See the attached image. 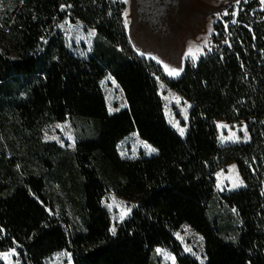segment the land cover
Wrapping results in <instances>:
<instances>
[{
    "label": "trees",
    "instance_id": "1",
    "mask_svg": "<svg viewBox=\"0 0 264 264\" xmlns=\"http://www.w3.org/2000/svg\"><path fill=\"white\" fill-rule=\"evenodd\" d=\"M230 5L212 26L195 62L166 83L191 103L187 132L168 123L155 74L158 65L135 52L123 0H22L0 27V256L15 249L21 264H45L55 252L73 264H155L156 248L177 264H199L183 253L175 232L189 225L204 240L205 264H264V7ZM65 7V8H63ZM70 14L107 45L93 55L70 53L56 25ZM110 74L127 106L109 113L100 82ZM83 120L74 148L43 142L55 121ZM243 123L248 139L220 145L217 122ZM136 132L156 153L123 159L117 144ZM17 145V146H16ZM18 147L51 167L82 216V230L50 214L45 179L17 160ZM234 164L243 186L220 194L217 172ZM135 202L111 231L102 205L107 191ZM234 209V241L209 218L215 199Z\"/></svg>",
    "mask_w": 264,
    "mask_h": 264
},
{
    "label": "rangeland",
    "instance_id": "2",
    "mask_svg": "<svg viewBox=\"0 0 264 264\" xmlns=\"http://www.w3.org/2000/svg\"><path fill=\"white\" fill-rule=\"evenodd\" d=\"M22 0H0V27L9 10H12ZM126 4L124 20L132 46L138 56L155 62L160 74H155L159 95L163 100L164 114L169 125L182 137L185 136L189 121L191 103L172 89L163 76L169 75V69H183L186 61L195 62L203 54L209 43L213 23L221 18L230 5L237 0H123ZM240 1V0H239ZM264 7V3L261 2ZM65 8V7H63ZM56 30L62 34L67 50L73 55L87 59L93 55L96 43L107 45L95 29L88 27L80 20L71 21L70 14L59 21ZM191 50L192 55H189ZM181 73V72H180ZM109 113L117 112L127 106L122 90L108 73L100 82ZM83 120L55 121L44 126L41 131L43 142L54 143L65 150L74 148L77 132L84 126ZM218 141L220 145L240 143L248 139L243 123L217 122ZM1 128V126H0ZM180 129H183L181 135ZM246 133V135H245ZM9 141L0 131V144L7 155L12 158ZM17 146V145H16ZM17 152L24 164L35 173H40L45 179L46 190L53 196L55 210L48 209L50 214L68 223L72 230H82V216L70 202L65 186L51 170V167L41 160L29 157L25 149L18 147ZM117 151L123 159H134L141 154L151 156L156 150L139 137L136 132L130 133L117 144ZM243 183L234 164L221 168L216 175V190L228 193L242 187ZM102 205L111 218V231L116 225L127 219L135 206L115 191L109 190L102 199ZM209 218L220 228L228 232V240L234 241L236 229L240 223L234 209H230L215 199L209 211ZM175 238L182 246L183 253L199 262L206 263L204 240L189 225L183 224L175 232ZM152 262L155 264H177L176 258L166 248H156ZM0 264H21L17 251L10 249L0 256ZM45 264H73L72 255L66 250L55 252L45 260Z\"/></svg>",
    "mask_w": 264,
    "mask_h": 264
},
{
    "label": "snow or ice",
    "instance_id": "3",
    "mask_svg": "<svg viewBox=\"0 0 264 264\" xmlns=\"http://www.w3.org/2000/svg\"><path fill=\"white\" fill-rule=\"evenodd\" d=\"M237 2H239V0H237ZM261 2L264 3V0H261ZM189 55H192L191 50L189 51ZM164 67L168 71L169 75H175V76H178L180 72L183 70V69H175V68L169 69L167 65H165ZM180 132L181 135H183V129H180Z\"/></svg>",
    "mask_w": 264,
    "mask_h": 264
},
{
    "label": "water",
    "instance_id": "4",
    "mask_svg": "<svg viewBox=\"0 0 264 264\" xmlns=\"http://www.w3.org/2000/svg\"><path fill=\"white\" fill-rule=\"evenodd\" d=\"M140 2H142V0H140ZM128 34V33H127ZM129 37V36H128ZM130 40V39H129ZM130 42H131V40H130ZM132 44V43H131Z\"/></svg>",
    "mask_w": 264,
    "mask_h": 264
}]
</instances>
